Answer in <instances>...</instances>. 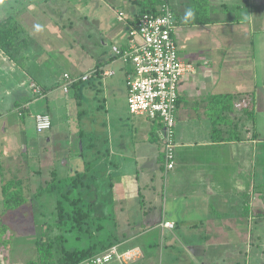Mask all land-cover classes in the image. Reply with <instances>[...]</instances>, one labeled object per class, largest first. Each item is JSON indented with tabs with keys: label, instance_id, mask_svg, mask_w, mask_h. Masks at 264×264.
<instances>
[{
	"label": "crops",
	"instance_id": "crops-1",
	"mask_svg": "<svg viewBox=\"0 0 264 264\" xmlns=\"http://www.w3.org/2000/svg\"><path fill=\"white\" fill-rule=\"evenodd\" d=\"M171 6L179 55L195 64L179 87L174 169L164 171L160 121L132 115L126 106L115 115L114 126L108 105L104 118L75 117L68 97L59 93L63 87L55 79L54 64L39 58L32 45L22 64L0 58L3 147L20 141L22 118L42 100V109L29 113L34 122L35 114L45 112L53 123L58 116L90 127L85 146L72 139L68 150L71 157H85L86 180L94 190L110 182L113 206L130 225L115 230L124 238L117 244L121 253L135 250L141 256L134 261L154 263L158 248L192 242L188 229L199 228L201 242H192L190 249L200 264H264V241H253L256 222L264 233V0H171ZM32 82L44 89L43 95L35 94ZM248 92L254 95L255 119L236 109L230 114L232 125L224 126H233V135L241 139L213 141L207 115L212 96ZM101 122L104 129L92 130ZM167 221L175 227H165Z\"/></svg>",
	"mask_w": 264,
	"mask_h": 264
},
{
	"label": "rangeland",
	"instance_id": "rangeland-1",
	"mask_svg": "<svg viewBox=\"0 0 264 264\" xmlns=\"http://www.w3.org/2000/svg\"><path fill=\"white\" fill-rule=\"evenodd\" d=\"M23 5L26 8L23 9ZM140 9L141 5L137 0H47V3L44 0H0V20L17 11V17L33 37L32 49L38 51L39 58L49 59L54 64L56 80L61 79L64 72H71L73 75L91 74L96 65L102 66V72L105 69L114 70L115 73L111 76L94 74L76 88L71 87L70 93L65 94L63 89L59 93L68 97L69 112L74 111L77 118L81 114V118L85 120L91 117L104 118L108 105L111 116L109 121L117 126L115 115L128 106L126 70L130 66L116 57L112 48L123 43L128 18L132 19L133 14ZM120 12L124 13L122 19L118 18ZM0 58L9 57L1 52ZM32 86L33 82L31 88ZM43 103L45 102L39 101L32 106L31 112H27L26 118H22V123L17 128L19 142L5 149L4 139L0 137L3 148L0 153L3 154L0 158V264H37V243L50 240L58 234L65 236L68 249L88 248L93 244L98 249L102 243L115 242L109 238L120 236V233L112 230L130 229V225L127 226L119 215L120 210L117 212V208L113 206L109 181L102 184L99 192L94 191L95 196L86 195L89 199L79 203V191L84 187L82 185L79 188L82 182L75 174L78 171H83L84 174L85 157H71L68 146L74 139L84 147L92 136L90 132H86L90 127H86L84 121L81 124L78 120L72 123L73 120L66 118L62 122L56 116L50 130L37 132L31 114L41 110ZM95 129H104L102 122L92 130ZM53 172L62 180L60 186L54 191L38 193L41 187L53 179ZM70 175L79 184L72 191L63 188L65 182L70 185ZM2 176L5 179L21 178L28 201L16 209H5L1 200ZM106 187L110 188L109 191ZM58 204L62 205L61 212L65 216L60 224ZM80 206L85 214L90 215L86 216L89 221L95 218L96 223L89 226L85 218L80 223L74 219V211ZM254 225L257 238L253 241L263 242L264 233L260 230V223L256 222ZM188 232L193 244L201 242V229L192 232L188 229ZM120 240L124 241V238H119L118 241ZM138 240L143 243L141 238ZM192 242L184 239L174 249L163 251L161 246L156 250L154 263L140 259L134 261V258L141 256L135 250H129L123 257L126 264H200L192 256L195 255L190 249L193 247ZM131 246L129 243V247Z\"/></svg>",
	"mask_w": 264,
	"mask_h": 264
},
{
	"label": "built area",
	"instance_id": "built-area-1",
	"mask_svg": "<svg viewBox=\"0 0 264 264\" xmlns=\"http://www.w3.org/2000/svg\"><path fill=\"white\" fill-rule=\"evenodd\" d=\"M159 9V12L140 14L134 24L128 18L123 43L114 45L112 50L116 57L130 66L126 70L129 113L158 120L162 124L160 139L164 147L167 173L176 166L179 87L182 78L195 71V64L184 61L179 55L174 37L176 19L171 0H161ZM123 16L124 13L120 12L118 18L122 19ZM97 71L98 69H94L91 74L81 75L64 72L61 86L67 93L75 83L89 80ZM114 73V70L109 69L102 72L104 76ZM32 88L36 95L43 93L37 83H33ZM35 126L37 132L50 130L53 126L51 115L45 112L35 114ZM163 225L168 228L175 227L170 221ZM124 255L118 246H113L81 264H114L117 260L120 264H125Z\"/></svg>",
	"mask_w": 264,
	"mask_h": 264
},
{
	"label": "trees",
	"instance_id": "trees-1",
	"mask_svg": "<svg viewBox=\"0 0 264 264\" xmlns=\"http://www.w3.org/2000/svg\"><path fill=\"white\" fill-rule=\"evenodd\" d=\"M47 3V0H44V3ZM137 2L141 5V9L138 12H135L133 15L134 17L130 20L133 24L138 19L139 15L144 12H159V7L161 4V0H137ZM17 11L15 13L9 14L5 18L0 20V53L3 52L7 55L10 60L17 62L18 64H22L21 58H24L25 52L29 49V46L33 44V37L28 33L24 23L20 21L19 17H17ZM33 42V43H32ZM98 74H100L98 70ZM87 81V80H86ZM83 81H78L75 83L72 88H76L79 86ZM40 86V85H39ZM41 87V86H40ZM42 88V87H41ZM44 94V89L42 88ZM71 90V89H70ZM78 94V92H76ZM37 95V96H41ZM240 110L244 114L248 116L249 119H255V102H254V95L252 93H242L239 95H234L231 93H220L215 94L209 101V106L207 109V115L212 121V129H211V136L213 141L215 142H222V141H229L232 138H236V140H240V136L237 134L234 136L233 126H227L224 128L225 125H228L231 121L230 114L234 112V110ZM162 125V124H161ZM232 125V123H230ZM238 127V125H237ZM236 127V129H237ZM163 165L165 167V159L163 161ZM87 165H90V162H87ZM87 170V168H86ZM86 170L83 172H78L76 176H78L82 184L79 188L83 185V190H80L79 196V203L82 201H86V195H94L97 190L93 189L90 181L86 180ZM165 171V168H164ZM83 174V175H82ZM72 178L69 182L64 183V189L72 191V189L76 188L75 186L79 185L76 178ZM84 178V181H83ZM75 180H77L75 182ZM62 180L57 177V173L53 172V179L50 180L46 186H43L39 189L38 193H42L43 191H54L57 187H59ZM23 180L21 178H11L5 179L2 176V193H3V205L5 209L13 210L20 207L22 204L28 201V197L24 194L23 188ZM68 186V187H67ZM85 199V200H84ZM81 204V203H80ZM88 204L90 205L89 201ZM79 205V204H78ZM62 205L58 204L59 215L61 217V221L58 222L59 224L62 223V219L65 218L62 211ZM80 209V210H79ZM69 216V215H68ZM74 219L77 220L79 223L85 218V221L89 223V226L96 223V219L89 218L86 216H90L89 214H85L82 211L81 206L74 211L73 214ZM93 216V215H92ZM99 216H97L98 218ZM101 219L106 217H100ZM99 227V226H98ZM89 229L88 227H86ZM101 228V225L100 227ZM98 229V228H97ZM4 230V228H3ZM90 233L91 231L88 230ZM115 230H112V232ZM114 239V241H109L107 244L102 243L100 248H96L95 244L88 248L82 249H68L65 245V236L63 234H58L52 237L50 240H41L37 243L38 246V262L37 264H81L85 260L90 259L92 256L105 251L113 246H117V244L121 243L122 241H118V237L109 238Z\"/></svg>",
	"mask_w": 264,
	"mask_h": 264
}]
</instances>
